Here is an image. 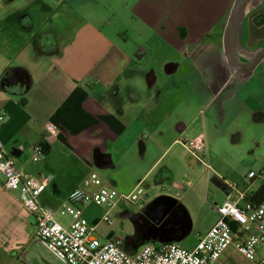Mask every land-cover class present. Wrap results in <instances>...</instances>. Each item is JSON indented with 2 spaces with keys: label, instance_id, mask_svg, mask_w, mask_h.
<instances>
[{
  "label": "crops",
  "instance_id": "obj_1",
  "mask_svg": "<svg viewBox=\"0 0 264 264\" xmlns=\"http://www.w3.org/2000/svg\"><path fill=\"white\" fill-rule=\"evenodd\" d=\"M185 1L0 0V113L8 118L0 128V145L26 176L50 178L40 202L62 225L71 223L61 210L68 206L72 190L97 173L103 186L118 191L115 172L121 168L134 178V188L154 192L147 199L154 203L149 220L167 223L173 232L166 234L169 243L181 245L184 235L192 234L193 221L186 206L166 190L159 191L173 177L165 159L176 147L182 158L185 152L193 156L183 144L194 140L198 130L203 132H197L196 140L205 142L209 154L221 141L240 145V125L248 121L264 127V102L246 100L243 94L259 69L264 81V59L244 73L231 63L225 44L235 0H227L219 15L214 12L217 31L190 33L170 29L176 4L181 7ZM254 1L235 46L242 62L264 51V23L254 22L258 16L264 22V0ZM122 16L127 34L116 28L115 23L125 21ZM159 38L170 50L162 51L168 54L162 60ZM262 103L256 110L253 104ZM46 122L54 123L59 135L33 162L31 148L42 141ZM199 154L193 157L198 160ZM208 171V184L215 186L210 180L217 176L228 188L215 186L217 216L207 231L218 219L219 205L242 193L256 201L264 184L256 187L257 175L247 177L249 184L242 191L219 173L210 177ZM35 233L34 216L21 204L18 192L6 190L0 176V264H60L36 242ZM157 238L165 241L162 235ZM128 252L137 251L129 247ZM236 253L230 247L215 264H257L264 257L262 251L248 261L240 254L236 258Z\"/></svg>",
  "mask_w": 264,
  "mask_h": 264
},
{
  "label": "built area",
  "instance_id": "obj_2",
  "mask_svg": "<svg viewBox=\"0 0 264 264\" xmlns=\"http://www.w3.org/2000/svg\"><path fill=\"white\" fill-rule=\"evenodd\" d=\"M8 118L0 113V128ZM57 126L52 122L44 124V137L33 145L32 161H39L45 154L46 145L57 140ZM184 147L194 156L207 150L204 141L188 140ZM209 169V165L202 161ZM0 176L10 192H18L21 204L36 221V242L53 260L60 264H215L230 247L248 261H255L264 252V199L254 201L248 193H242L237 200H227L217 207L218 219L193 249L177 243L145 245L134 255L124 249L122 238L102 241L98 223H90L84 217V209L90 204L105 206L110 211L118 203L128 202L143 207V190L137 189L130 195L120 194L115 188L102 185L97 173H91L82 186L72 190L68 206L61 210L71 217L69 226L55 218L53 210L44 207L40 196L50 178L26 176L12 161L8 150L0 145ZM256 177L250 172L248 178ZM109 225L112 221L106 214L102 219ZM257 264H264V257Z\"/></svg>",
  "mask_w": 264,
  "mask_h": 264
},
{
  "label": "rangeland",
  "instance_id": "obj_3",
  "mask_svg": "<svg viewBox=\"0 0 264 264\" xmlns=\"http://www.w3.org/2000/svg\"><path fill=\"white\" fill-rule=\"evenodd\" d=\"M226 1L215 0L212 2L208 0L205 3L202 0H189L185 1L181 7L177 3L176 8L179 7V9L175 11V20L170 29L173 26L174 31L183 29V31H188L189 33L203 29L217 31L218 16L216 17V15L220 14ZM214 12L217 13L215 16L213 15ZM122 19L125 21H122ZM122 19H120L122 22L116 21V28L124 29V33L127 34L129 33V26H125L126 18L122 16ZM181 21L184 23L182 24ZM131 25L130 21V29L132 28ZM156 41L159 49V59L162 60L168 55L167 53H162V51H167L169 48L161 38ZM260 70L250 80L246 91L243 93L244 99L247 100L252 97L251 101L259 104L264 102L263 72ZM253 105H255L256 110L263 108V103L260 106ZM240 127L244 128V139L240 145L231 146L227 140L225 142L221 141L214 148L209 149V154H207V150L204 153H200L197 159L201 161L196 160L194 155L193 157L186 152L182 158V155L178 153V147H176L163 162L173 169V177L170 178L171 180L166 181L164 188L160 187L159 191L166 190L186 206L193 221L192 234L187 233L186 235L184 233L183 241L180 243L184 248L193 249L199 239L208 232V227L212 225L217 216L213 207L214 201H218L217 198H214L215 194L213 191H215V186L207 183L209 171L208 168H205L206 166L202 161L209 165L210 177L219 173L231 181L239 190L243 191L247 188L249 183H246V179L250 171L257 175L254 181L256 187L264 182V127L253 126L249 121L246 125H240ZM197 132L202 133L203 130H198ZM197 132L195 135L192 134L194 140L198 138L199 134ZM211 145L212 142L210 141V147ZM146 157L149 160V156L147 155ZM115 175L120 181L121 189L118 190L120 194L127 196L137 190L138 186L136 188H134L135 185L132 186L134 178L130 177L124 169H118ZM103 177L105 178V176ZM142 190L147 194V197L145 196L141 203H145L144 207H146L152 201L147 199L154 192L147 190L145 186L142 187ZM212 195L216 200L212 199ZM106 214L112 224L109 225L105 222L98 224L101 240L104 241L102 235L113 234L115 237L122 238L125 245L128 248H134L135 251H139L145 245L169 243L170 237L166 236V234L173 233L171 228H168L167 223L156 225L151 222L146 215L142 214V209H139V205L134 203L122 202L114 211H108L105 206L90 204L85 210L84 217L90 223H96ZM157 234L162 235L165 241L161 238L156 239ZM236 258H240L237 253Z\"/></svg>",
  "mask_w": 264,
  "mask_h": 264
},
{
  "label": "water",
  "instance_id": "obj_4",
  "mask_svg": "<svg viewBox=\"0 0 264 264\" xmlns=\"http://www.w3.org/2000/svg\"><path fill=\"white\" fill-rule=\"evenodd\" d=\"M256 1L254 0H235V3L232 7V10L230 12V16L227 22V26H226V30H225V44H226V48H227V52H228V56L230 58V61H234L236 64V66L240 67L241 61L238 59V57L235 54V46L237 43V37H238V32L240 30L242 21L244 19L246 10L248 8V6H251L253 4H255ZM264 58V51L261 52V54L258 56V58L250 65L252 67L256 66L261 59ZM215 186H217L218 188H220L221 190L228 188V185H226L224 183V180L218 178L217 176H213L212 179L210 180ZM229 191L230 188H229ZM154 203H151L149 205H147L146 207H144L142 209V214L146 215L148 218L150 216H148V211L151 208V206ZM166 217V215H164L161 219H164ZM151 222H153L156 225H159L161 221H156L155 219L153 220V218L150 219ZM125 251L128 252V247L127 245L124 246ZM129 253V252H128ZM130 254V253H129ZM134 255V254H131Z\"/></svg>",
  "mask_w": 264,
  "mask_h": 264
},
{
  "label": "flooded vegetation",
  "instance_id": "obj_5",
  "mask_svg": "<svg viewBox=\"0 0 264 264\" xmlns=\"http://www.w3.org/2000/svg\"><path fill=\"white\" fill-rule=\"evenodd\" d=\"M260 19H262V16H258V17H256L255 19H254V22L256 23V21L257 22H259V20ZM262 21V20H261ZM260 23V22H259ZM256 25H259V24H256ZM261 54V52H259V53H257V54H255L254 56H250V59L247 61V62H242L241 61V66L240 67H238L241 71H243L244 73H248V71L250 70V69H252V68H254V67H256L263 59H261V61L256 65V66H254V67H252V66H250L257 58H258V56ZM231 63L234 65V66H236V64H234L235 62L234 61H231Z\"/></svg>",
  "mask_w": 264,
  "mask_h": 264
},
{
  "label": "trees",
  "instance_id": "obj_6",
  "mask_svg": "<svg viewBox=\"0 0 264 264\" xmlns=\"http://www.w3.org/2000/svg\"><path fill=\"white\" fill-rule=\"evenodd\" d=\"M262 23H264L263 20H262L261 23H259V22L256 21V24L261 25ZM256 197H257V199H256L257 202H260V201H262L264 199V184H262L259 187V190L256 193Z\"/></svg>",
  "mask_w": 264,
  "mask_h": 264
},
{
  "label": "bare ground",
  "instance_id": "obj_7",
  "mask_svg": "<svg viewBox=\"0 0 264 264\" xmlns=\"http://www.w3.org/2000/svg\"><path fill=\"white\" fill-rule=\"evenodd\" d=\"M151 101H152V100H151ZM151 101H149L148 103H150ZM148 103H147V104H148ZM153 104H154V101H153ZM148 106H149V105H148ZM148 106H147V107H148ZM152 109H153V108H152ZM170 112H171V111H170ZM170 112H169V114H170ZM163 113H164V112H163ZM170 116H171V115H170Z\"/></svg>",
  "mask_w": 264,
  "mask_h": 264
}]
</instances>
